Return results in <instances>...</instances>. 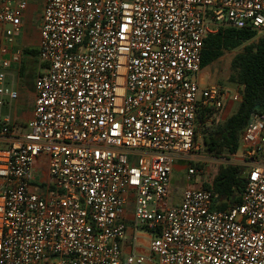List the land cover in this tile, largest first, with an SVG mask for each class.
Wrapping results in <instances>:
<instances>
[{
	"label": "built area",
	"instance_id": "obj_1",
	"mask_svg": "<svg viewBox=\"0 0 264 264\" xmlns=\"http://www.w3.org/2000/svg\"><path fill=\"white\" fill-rule=\"evenodd\" d=\"M29 5L0 0V106L19 96L5 70ZM226 27L262 34L264 0H43L32 118L21 131L0 114V264H264V113L240 136L239 204L218 210L203 187L173 198L176 160L188 181L203 171L198 108L241 100L200 78Z\"/></svg>",
	"mask_w": 264,
	"mask_h": 264
},
{
	"label": "trees",
	"instance_id": "obj_2",
	"mask_svg": "<svg viewBox=\"0 0 264 264\" xmlns=\"http://www.w3.org/2000/svg\"><path fill=\"white\" fill-rule=\"evenodd\" d=\"M257 35L258 32L248 28L226 27L205 39L201 54L202 70L226 52L242 47L231 59L228 78L236 84L241 96L237 110L222 122H216L214 117L222 113L224 107L220 110L199 107L197 110L196 125L203 130V146L211 155L230 157L236 154L241 133L251 115L264 113V37L255 40ZM23 52L38 56V49ZM244 187L243 168L238 165L221 166L213 182L203 186L212 191L213 207L218 210L239 204Z\"/></svg>",
	"mask_w": 264,
	"mask_h": 264
},
{
	"label": "rangeland",
	"instance_id": "obj_3",
	"mask_svg": "<svg viewBox=\"0 0 264 264\" xmlns=\"http://www.w3.org/2000/svg\"><path fill=\"white\" fill-rule=\"evenodd\" d=\"M30 6L27 10L25 17L24 30L20 36L15 40L18 47L23 51L26 49H37L39 40V27L41 22V12L43 0H29ZM262 34H258L255 40L263 37ZM242 50V47L232 51L226 52L221 58L213 62L211 65L202 70L200 77L203 83H217L221 89L233 92L237 90L236 84L229 81L230 74V62L234 54ZM44 65L40 62L37 55H31L29 53L23 54L22 63L19 65H14L12 68L5 70L6 74V85L12 87L15 90L22 92H33L36 76L42 72ZM19 93V92H18ZM30 100L26 101V104ZM14 102L12 101L11 106L3 105L0 106V114L4 116H9L12 120L14 117L15 110L20 113L21 108H14ZM29 104V103H28ZM232 112L230 110L223 111L215 115L216 122H222L227 119ZM196 144L198 149L193 153L194 161L189 164L194 167L193 164L199 165V169L203 170L199 174L193 176L191 182H196V186L203 187L204 184H211L218 173L221 166L224 165H238V160L235 156L225 157V156H214L207 153L203 146V130L198 127L196 132ZM174 164H179L181 166L188 165V162L182 159H178ZM38 168H45L37 164ZM187 168L185 169H174L171 175L172 186L178 188L177 192L173 194L175 202H178L179 192H184L186 189L187 180ZM190 182V183H191Z\"/></svg>",
	"mask_w": 264,
	"mask_h": 264
},
{
	"label": "crops",
	"instance_id": "obj_4",
	"mask_svg": "<svg viewBox=\"0 0 264 264\" xmlns=\"http://www.w3.org/2000/svg\"><path fill=\"white\" fill-rule=\"evenodd\" d=\"M30 6V5H29ZM201 78V77H200ZM202 79V78H201ZM203 81V80H202ZM18 98L16 100H14V108H21V112L18 113L15 110L14 113V117H13V121L15 122L16 125V129L18 130H24V126H26V123L32 118L33 115V109H34V100H35V87H34V91L33 92H22L18 90ZM30 100L27 104L26 101ZM12 101L8 100V98L5 99V104L8 106H11ZM4 104V105H5ZM238 107V103H233L230 100H228L225 103L224 106V112L230 110L232 113L230 114V116L237 110ZM235 156V158L238 160V163L240 162V158L237 154L233 155ZM185 166H181L179 164H174V169H184ZM188 181L186 184V188H196L198 186H196V182H191ZM174 189V193H178L177 190L178 188L173 187ZM183 192H179L178 195V201L181 200ZM133 211H134V204L131 202L129 203L126 208H125V222L127 224V239L125 242H123L122 244V249L124 254H128L132 251L133 247H132V242H131V236L134 233L133 227H132V221H133ZM148 240L149 237L146 236L145 234H140L139 235V242L137 243V245L135 246L136 250L139 253H145L147 251V244H148Z\"/></svg>",
	"mask_w": 264,
	"mask_h": 264
}]
</instances>
